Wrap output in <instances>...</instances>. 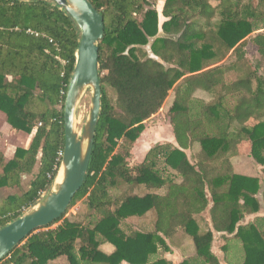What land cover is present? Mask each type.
<instances>
[{
    "label": "trees",
    "instance_id": "16d2710c",
    "mask_svg": "<svg viewBox=\"0 0 264 264\" xmlns=\"http://www.w3.org/2000/svg\"><path fill=\"white\" fill-rule=\"evenodd\" d=\"M163 1L159 33L149 0H89L104 21L101 107L88 171L68 207L85 198L88 213L72 221L66 211L0 264L59 257L68 264H171L154 257L179 231L194 246L181 264H220L212 249L216 234L227 264H264V216L244 223L262 211L259 196L264 205V69L245 76L240 70L249 41L256 66L264 65V0ZM79 39L74 21L53 2L0 0V114L10 130L31 138L9 160L0 149V188L18 187L24 175L29 181L0 209V229L54 186ZM170 91L173 143L155 144L131 165L145 123ZM242 142L258 176L234 172L231 159ZM205 211L210 222L201 219ZM147 213L154 215L152 230L133 223ZM103 244L114 251L101 252Z\"/></svg>",
    "mask_w": 264,
    "mask_h": 264
},
{
    "label": "water",
    "instance_id": "95a60500",
    "mask_svg": "<svg viewBox=\"0 0 264 264\" xmlns=\"http://www.w3.org/2000/svg\"><path fill=\"white\" fill-rule=\"evenodd\" d=\"M48 1L65 11L80 33L75 63L63 104L64 147L59 167V170L62 169V179L59 183L55 180L52 189L35 207L0 229V263L27 237L51 225L68 210L75 195L83 186L90 162L95 127L100 114L98 44L104 35L103 18L89 0ZM161 11L162 9L158 10L159 33L161 24L164 22ZM88 88L91 91L90 108L81 135H78L75 130L76 107Z\"/></svg>",
    "mask_w": 264,
    "mask_h": 264
},
{
    "label": "rangeland",
    "instance_id": "374dc122",
    "mask_svg": "<svg viewBox=\"0 0 264 264\" xmlns=\"http://www.w3.org/2000/svg\"><path fill=\"white\" fill-rule=\"evenodd\" d=\"M149 4L153 6V8H155L159 3L154 0H149ZM244 50L246 54L244 59L245 65L240 68L243 75L245 76L247 73H257L259 70V73L263 74L264 65H261V69H258V67L256 66L257 62L259 61V57L257 55L256 48L250 43V41L247 43ZM230 60L232 59L229 58L228 61ZM195 96H197L198 98L202 97V99L207 101L209 100L205 93L202 92L196 93ZM90 98L91 91L88 88L82 94L76 107L75 130L78 135H81L82 128L88 116L90 108ZM172 99L173 94L170 96L169 103H167L165 108H162L155 116H153V118H151L145 123L146 127L144 132L142 133L136 144L133 146L132 150H135V155L129 160L131 165L134 166L140 161V159L142 160V153L144 149H146L148 146L152 147L160 141L164 143L170 141L171 139L173 140L172 127L170 125L168 117V109L172 103ZM30 140L31 138L29 136L23 134L21 135L10 130L6 124V121H2L0 119V149L5 151L7 157H12L15 149L20 147H27L30 143ZM195 153L196 149H191L188 151L187 155L191 161H193ZM231 160L232 163H234V170L238 174L247 176L258 175V169L248 151L242 153L240 156L233 157ZM24 178L26 179V177ZM259 200L263 212L262 215H264V205L262 203V200L260 199V196ZM86 213H88V211L85 207V198H79L75 201L73 207L67 210L65 218L72 221H82ZM147 217L148 216H146V218ZM144 218L145 217H143L142 219ZM139 220H137V222H134V225H139L141 223V221ZM57 225H54L52 228L56 227Z\"/></svg>",
    "mask_w": 264,
    "mask_h": 264
},
{
    "label": "crops",
    "instance_id": "0c3cea01",
    "mask_svg": "<svg viewBox=\"0 0 264 264\" xmlns=\"http://www.w3.org/2000/svg\"><path fill=\"white\" fill-rule=\"evenodd\" d=\"M162 1L163 0L157 1L159 3L156 6L157 11L159 9H162ZM146 49H147L148 53L150 54L149 48L147 47ZM172 94H173L172 91H170L168 94V97L166 98V100L162 106L163 109L165 108L167 103H169V99H170V96ZM199 98L202 99V97H199ZM0 119L2 121H5V118L2 114H0ZM171 140L164 142V143H173V140L172 141ZM159 143H163V142L160 141ZM149 148H150V146H148L146 149H144V151L142 153L143 154L142 159L144 158V155ZM134 151L135 150H132L133 156L135 155ZM245 152H247V143L242 142L241 144L238 145V155L237 156H240L242 153H245ZM186 154H188V151H186ZM4 155H5V158L8 160L12 158V157H7L5 151H4ZM237 156H235V157H237ZM141 161L142 160L140 159L139 162H141ZM231 163H232V160H231ZM232 166L234 169V163H232ZM257 169H258V167H257ZM258 171H259V169H258ZM234 172L237 173L235 170H234ZM24 177H26V179ZM28 188H29V181H28V176H26V175L22 176L21 183L18 187L0 188V209L5 207L6 202L8 201L9 197L19 196L22 193H24L25 191H27ZM262 213L263 212L261 211L260 213L256 214L255 216H248L244 220V223L253 222V220L256 216H259V215L264 216V215H262ZM146 216H148V217L146 218ZM146 216L144 219L139 220V221H141L140 227L146 228L147 230H152L153 229L154 215H153V213H147ZM201 216L203 217V218H201L203 221L206 220V221L210 222L208 211H205ZM198 218H199V222H202L200 217H198ZM134 222H137V220H134L133 223ZM201 225H203V222L201 223ZM221 236H222V234H216L215 235V240H214V244L212 246V249H213L214 254L218 257L220 264H227L224 260V254L219 250V247L223 244V242L220 240ZM228 237L230 238V237H232V235H230ZM166 244H167L168 249L167 250H159L160 252L157 253V255L154 257V259H162V260H165L166 262L171 263V264H181L183 260L188 259L194 255V246H193L191 239L188 236H186L184 233H182L181 231H179L171 239L167 240ZM100 251L109 255L114 251V248L110 244H103L100 246ZM48 264H68V261L65 257H59L56 260L49 261ZM123 264H127V263L123 262Z\"/></svg>",
    "mask_w": 264,
    "mask_h": 264
},
{
    "label": "bare ground",
    "instance_id": "6f19581e",
    "mask_svg": "<svg viewBox=\"0 0 264 264\" xmlns=\"http://www.w3.org/2000/svg\"><path fill=\"white\" fill-rule=\"evenodd\" d=\"M62 179V169L59 170L58 176L56 178V182L59 183Z\"/></svg>",
    "mask_w": 264,
    "mask_h": 264
},
{
    "label": "built area",
    "instance_id": "2783aa9c",
    "mask_svg": "<svg viewBox=\"0 0 264 264\" xmlns=\"http://www.w3.org/2000/svg\"><path fill=\"white\" fill-rule=\"evenodd\" d=\"M58 155H59V157L61 158V156H62V152H61V153H59Z\"/></svg>",
    "mask_w": 264,
    "mask_h": 264
}]
</instances>
